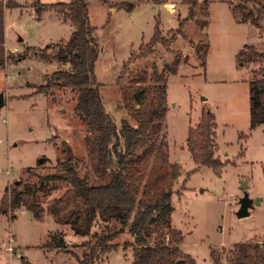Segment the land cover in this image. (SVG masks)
Wrapping results in <instances>:
<instances>
[{"label":"rangeland","instance_id":"rangeland-1","mask_svg":"<svg viewBox=\"0 0 264 264\" xmlns=\"http://www.w3.org/2000/svg\"><path fill=\"white\" fill-rule=\"evenodd\" d=\"M13 1L17 3L4 10L6 62L0 66V94H5L6 102L0 109V207L8 189L22 182L40 184L41 176L54 174L57 160L66 156L64 145L76 156L81 176L100 181L87 149V128L74 112L75 93L70 88H54L49 95L37 90L46 83L47 75L70 68L69 61L56 58L57 50L52 47L67 43L75 28L54 8L38 17L39 1L71 0ZM87 2L100 49L96 74L106 108L118 123L124 117L135 123L125 106V91L151 83L153 62L167 76L169 107L163 149L169 160L167 168L154 176L162 177L164 187L174 191L172 224L184 233L181 249L196 264H213L212 252L221 264H231L237 243H264V125L251 129L249 96L250 81L263 77L255 73L263 61L242 66L237 59L246 45L264 52V15L256 10L259 25L240 21L242 14L235 9L240 0ZM169 3L176 7L170 8ZM182 21L184 26L179 29ZM157 25L166 41L178 31L180 34L169 45L158 44L152 55L134 59L151 41ZM171 66H177V73ZM205 112L215 115L216 155L221 167L197 164L187 148L189 130L200 123ZM152 164L150 158L136 166L149 176ZM243 181L249 185L253 205L250 214L240 218L236 213L244 194ZM44 186L38 192L40 218L24 206L4 213L0 209V264H79L74 255L49 245L56 231H62L69 248L80 255L90 239L98 241L75 235L51 213L54 198L70 186L56 180ZM150 190L154 192L156 185ZM113 223L116 228L122 226ZM103 231L102 225L93 228L98 234ZM131 241L126 227L113 240L117 247L94 264H129L132 247L125 245Z\"/></svg>","mask_w":264,"mask_h":264},{"label":"trees","instance_id":"trees-1","mask_svg":"<svg viewBox=\"0 0 264 264\" xmlns=\"http://www.w3.org/2000/svg\"><path fill=\"white\" fill-rule=\"evenodd\" d=\"M16 3L0 0V66L6 62L4 10L6 5ZM49 8H54L75 24L67 43L52 47L57 50L56 58L69 61L70 68L47 75L46 83L39 85L37 90L49 95L54 88H70L75 93L74 112L87 128V149L100 181L90 182L86 176H81L76 156L71 147L64 145L66 156L57 160L58 170L41 176L40 184L22 182L8 189L1 202V211L4 213L9 208L24 206L38 219L42 213L38 192L51 181H62L70 187L63 195L54 198L49 208L51 213L61 224L69 225L75 235L96 237L98 241L93 243L90 239L87 250L80 255L69 248L63 232L56 231L50 236L49 245L53 249L74 255L79 264H94L107 251L117 247L113 240L127 227L133 238L125 245L132 247L133 259L129 264H196L195 258L181 249L184 233L172 224L174 191L164 187L162 177L154 176L167 168L169 160L168 152L163 149L166 145L163 130L169 107L167 76L153 62L151 83L125 91V106L131 111L135 123L125 117L118 123L106 108L96 74L95 63L100 49L87 0L49 4L39 1L38 17ZM235 9L242 14L240 21L259 25L256 10L264 15V0H240ZM183 26L184 21L179 29ZM155 30L151 41L141 47L140 53L133 55L134 59L152 55L158 44L169 45L180 34L178 31L172 40L166 41L158 25ZM237 59L242 66L263 61V66L255 72L263 77L250 81V127L255 129L264 125V52L255 45H246L238 52ZM202 63L206 64L205 56ZM171 67L173 73H177V66ZM203 114L200 123L189 130L187 148L197 164L221 167L222 161L216 155L215 115L211 112ZM142 149L145 152H140ZM150 158L153 159V174L147 176V171L136 164ZM153 185H156L154 192L150 190ZM113 222L120 223L121 228H116ZM96 224L102 225L105 231L101 234L93 232ZM235 248L231 264H264V244L242 241ZM212 254L215 257L213 264H221L220 257Z\"/></svg>","mask_w":264,"mask_h":264},{"label":"water","instance_id":"water-1","mask_svg":"<svg viewBox=\"0 0 264 264\" xmlns=\"http://www.w3.org/2000/svg\"><path fill=\"white\" fill-rule=\"evenodd\" d=\"M197 46L199 48V45H197ZM12 55H14V53H12ZM5 104H6V102L4 99V94L1 93V95H0V109ZM43 161H44V159H41V162H43ZM241 188L244 190V194L240 200V208L238 209V211L236 213L240 218L248 216L250 214V209L253 205V199L249 197V193H248L249 185H248L247 181L242 182ZM258 201H259V199L257 200V203H258Z\"/></svg>","mask_w":264,"mask_h":264},{"label":"built area","instance_id":"built-area-1","mask_svg":"<svg viewBox=\"0 0 264 264\" xmlns=\"http://www.w3.org/2000/svg\"><path fill=\"white\" fill-rule=\"evenodd\" d=\"M169 7L173 9V8L176 7V5H175L174 3H169ZM230 196H233V194L231 193ZM260 243H262V242H260ZM263 244H264V243H262V245H263Z\"/></svg>","mask_w":264,"mask_h":264},{"label":"flooded vegetation","instance_id":"flooded-vegetation-1","mask_svg":"<svg viewBox=\"0 0 264 264\" xmlns=\"http://www.w3.org/2000/svg\"><path fill=\"white\" fill-rule=\"evenodd\" d=\"M1 93H3V92H1ZM4 94V93H3ZM1 95V94H0ZM4 99H5V94H4ZM0 153H1V148H0Z\"/></svg>","mask_w":264,"mask_h":264}]
</instances>
